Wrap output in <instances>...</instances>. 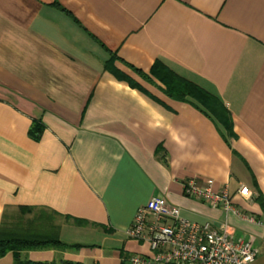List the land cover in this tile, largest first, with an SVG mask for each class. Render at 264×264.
I'll list each match as a JSON object with an SVG mask.
<instances>
[{"label": "crops", "instance_id": "0c3cea01", "mask_svg": "<svg viewBox=\"0 0 264 264\" xmlns=\"http://www.w3.org/2000/svg\"><path fill=\"white\" fill-rule=\"evenodd\" d=\"M155 65L215 97L233 134ZM190 180L257 222L189 196ZM154 197L229 223L264 264V0H0V229L28 208L68 245L21 259L132 264L151 250L127 230Z\"/></svg>", "mask_w": 264, "mask_h": 264}, {"label": "built area", "instance_id": "2783aa9c", "mask_svg": "<svg viewBox=\"0 0 264 264\" xmlns=\"http://www.w3.org/2000/svg\"><path fill=\"white\" fill-rule=\"evenodd\" d=\"M185 189L189 196L212 206L221 204L227 213L257 222L232 203L228 190L215 192L212 180L204 186L190 180ZM239 193L249 197L250 188L241 185ZM127 233L148 243L151 250V255H133L132 264H255L259 254L252 238H236L229 223L215 226L209 221H191L165 197H154L139 207Z\"/></svg>", "mask_w": 264, "mask_h": 264}, {"label": "trees", "instance_id": "16d2710c", "mask_svg": "<svg viewBox=\"0 0 264 264\" xmlns=\"http://www.w3.org/2000/svg\"><path fill=\"white\" fill-rule=\"evenodd\" d=\"M151 73L161 78L165 84V92L176 99L195 98L202 108L217 122H219L231 134L232 124L230 117L223 105L213 96L203 92L190 83L179 78L168 69L155 65ZM133 84V83H132ZM136 86L135 84H133ZM33 133L37 136L40 128L36 126ZM21 212L29 213L32 209L22 208ZM44 222V223H43ZM50 223L43 221L41 218L35 219L33 222H18L13 226L6 223L0 229V258L5 257L8 253H12L14 264H58L57 262L42 263L21 259V253L25 250H34L42 248H68L59 238L56 228ZM64 264H82L70 261H63Z\"/></svg>", "mask_w": 264, "mask_h": 264}, {"label": "rangeland", "instance_id": "374dc122", "mask_svg": "<svg viewBox=\"0 0 264 264\" xmlns=\"http://www.w3.org/2000/svg\"><path fill=\"white\" fill-rule=\"evenodd\" d=\"M30 216H32V215H30V213L19 212L17 215H15L13 217L14 221L9 222V223L6 222V224L11 227V226L15 225L18 222L29 220L28 217H30ZM38 218L39 219L41 218L43 221L48 222V223H50L49 225H51V221H50L49 216L45 215L44 213H39L38 214ZM58 264H64V263L62 262V263H58Z\"/></svg>", "mask_w": 264, "mask_h": 264}]
</instances>
